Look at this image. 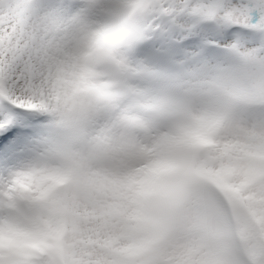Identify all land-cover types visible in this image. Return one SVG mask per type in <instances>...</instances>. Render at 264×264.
I'll list each match as a JSON object with an SVG mask.
<instances>
[{"label": "clouds", "instance_id": "1", "mask_svg": "<svg viewBox=\"0 0 264 264\" xmlns=\"http://www.w3.org/2000/svg\"><path fill=\"white\" fill-rule=\"evenodd\" d=\"M159 5L92 0L83 92L46 129L73 180L55 205L15 218L21 231L0 236L6 252L49 247L60 264H245L257 241L237 196L264 204V44L132 78L121 60ZM115 92L120 102L106 106Z\"/></svg>", "mask_w": 264, "mask_h": 264}, {"label": "snow or ice", "instance_id": "2", "mask_svg": "<svg viewBox=\"0 0 264 264\" xmlns=\"http://www.w3.org/2000/svg\"><path fill=\"white\" fill-rule=\"evenodd\" d=\"M91 5L92 0H0V236L20 232L16 217L55 205L59 186L73 180L70 170L56 164L60 149L46 129L83 92L87 68L78 49ZM189 36L209 54L238 42L264 44V0H160L159 10L134 34L121 65L132 78L168 76L187 63L177 42ZM103 98L106 106H115L122 94ZM237 198L257 241L246 250L245 264H264V204L251 193ZM0 264L60 262L49 247L21 254L0 246Z\"/></svg>", "mask_w": 264, "mask_h": 264}, {"label": "bare ground", "instance_id": "3", "mask_svg": "<svg viewBox=\"0 0 264 264\" xmlns=\"http://www.w3.org/2000/svg\"><path fill=\"white\" fill-rule=\"evenodd\" d=\"M190 48H195V45H191Z\"/></svg>", "mask_w": 264, "mask_h": 264}]
</instances>
